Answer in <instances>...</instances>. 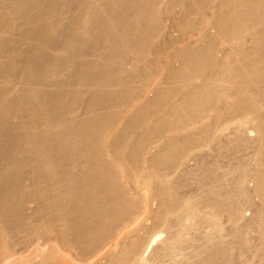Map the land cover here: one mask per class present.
Returning <instances> with one entry per match:
<instances>
[{
  "label": "bare ground",
  "instance_id": "6f19581e",
  "mask_svg": "<svg viewBox=\"0 0 264 264\" xmlns=\"http://www.w3.org/2000/svg\"><path fill=\"white\" fill-rule=\"evenodd\" d=\"M0 264H264V0H0Z\"/></svg>",
  "mask_w": 264,
  "mask_h": 264
}]
</instances>
